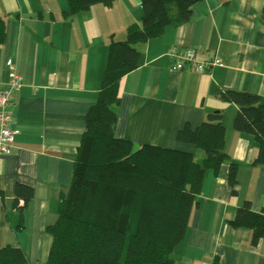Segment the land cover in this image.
<instances>
[{
	"label": "crops",
	"instance_id": "0c3cea01",
	"mask_svg": "<svg viewBox=\"0 0 264 264\" xmlns=\"http://www.w3.org/2000/svg\"><path fill=\"white\" fill-rule=\"evenodd\" d=\"M67 0H0L6 26L0 46V82L8 80L12 60L24 85L13 95L15 144L0 154V249H22L30 264H46L53 237L46 228L59 219L75 161L86 131L84 117L96 103L109 48L141 29V0H115L67 16ZM139 68L119 82L115 136L137 150L155 145L199 153L179 143L177 134L199 127L210 114L224 113L226 152L236 166L237 184H229L230 163L207 174L186 238L175 249L176 264H264V239L233 228L237 210L250 202L264 206V165L255 164L259 143L238 133V107L218 98L228 90L260 95L264 102V0H203L187 23L135 45ZM194 48L198 61L221 65L197 74L191 64L176 70L170 54ZM34 189L24 213L12 209L14 188Z\"/></svg>",
	"mask_w": 264,
	"mask_h": 264
},
{
	"label": "trees",
	"instance_id": "16d2710c",
	"mask_svg": "<svg viewBox=\"0 0 264 264\" xmlns=\"http://www.w3.org/2000/svg\"><path fill=\"white\" fill-rule=\"evenodd\" d=\"M141 29L111 43L96 103L84 117L87 127L75 161L73 179L59 207L58 221L46 228L53 245L46 264H176L174 252L186 238L193 210L199 205L209 172L218 176L230 163L229 184H237L236 164L226 152L224 113L217 111L197 128L185 125L179 143L199 153L155 145L137 150L115 136L120 80L140 67L135 47L159 37L167 28L187 23L192 8L203 0H141ZM67 16L93 5L111 6L115 0H67ZM6 26L0 19V46ZM218 98L238 107L234 129L259 143L255 164L264 165V102L260 95L228 90ZM34 189L17 184L12 209L24 213ZM233 228L251 230V241L264 239V206L252 211L250 202L239 208ZM0 264H30L19 248L0 249ZM211 264H222L215 258Z\"/></svg>",
	"mask_w": 264,
	"mask_h": 264
},
{
	"label": "built area",
	"instance_id": "2783aa9c",
	"mask_svg": "<svg viewBox=\"0 0 264 264\" xmlns=\"http://www.w3.org/2000/svg\"><path fill=\"white\" fill-rule=\"evenodd\" d=\"M176 59L174 69L181 70L186 64H191L197 74L203 73L206 69L221 65V59L213 61H198L196 50L189 48L181 53L173 50L170 54ZM8 80L0 82V154L9 155L15 144V129L13 122V95L24 85L23 78L18 72L12 60L7 61Z\"/></svg>",
	"mask_w": 264,
	"mask_h": 264
}]
</instances>
